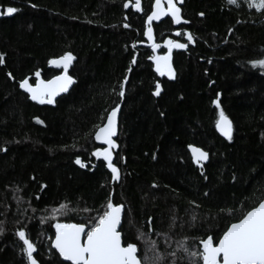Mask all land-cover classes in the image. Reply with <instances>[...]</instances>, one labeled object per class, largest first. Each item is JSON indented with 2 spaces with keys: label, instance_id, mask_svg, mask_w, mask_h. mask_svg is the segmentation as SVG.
I'll use <instances>...</instances> for the list:
<instances>
[{
  "label": "trees",
  "instance_id": "1",
  "mask_svg": "<svg viewBox=\"0 0 264 264\" xmlns=\"http://www.w3.org/2000/svg\"><path fill=\"white\" fill-rule=\"evenodd\" d=\"M153 1L136 11L135 0H0V11L18 9L0 16V264H28L21 229L37 264H67L51 249L53 225L90 226L109 195L124 207L122 243L137 245L142 264L157 255L160 264H192L181 245L195 251L209 235L217 242L264 199V70L251 65L264 59V10L245 0H184L180 24L152 25L158 54L167 40L187 45L172 49L169 79L145 47ZM65 53L74 57L73 87L49 106L32 102L18 83L35 84L37 71L45 81L61 74L49 60ZM119 104L112 182L92 155L101 149L93 135ZM220 111L231 139L216 133ZM188 146L208 153L202 168ZM62 203L74 211L52 219Z\"/></svg>",
  "mask_w": 264,
  "mask_h": 264
},
{
  "label": "snow or ice",
  "instance_id": "2",
  "mask_svg": "<svg viewBox=\"0 0 264 264\" xmlns=\"http://www.w3.org/2000/svg\"><path fill=\"white\" fill-rule=\"evenodd\" d=\"M245 2L249 8H255L257 11L264 10V0H245ZM228 3L238 6L237 0H228ZM161 4L162 0H154L151 14L147 16V28L144 35L150 42L153 40L151 25L153 20H159L164 15H170L172 23L180 24L182 21L181 9L176 6L173 0H167L166 9ZM32 6L35 7V5ZM123 7L129 8V3H124ZM132 7L136 11H141V0H135ZM17 11V8L10 6L0 11V16L12 15ZM124 27L127 28L129 25L125 24ZM185 35L188 42L192 43L193 36L189 33H185ZM165 46L169 50L168 54L150 56L149 59L153 61L156 73L172 79L174 71L171 64V51L174 48L184 49L187 45L174 40H167ZM151 47L152 51L155 52L159 45L152 43ZM73 59L71 53H65L58 59L49 60V64L63 68L61 75L45 81L40 78V72L37 71L34 86L25 78L19 82V87L28 93L31 100L40 104H53L54 97L59 93L66 92L68 86L73 83V78L67 74ZM3 63L4 57L0 54V64ZM133 63H135V58H133ZM251 65L253 68L264 69V59L253 60ZM126 79L127 77H125ZM119 89L118 94L123 97L124 83L119 85ZM160 91L161 86L157 83L153 95H159ZM213 103L216 104L217 108L220 107L217 101H213ZM118 109L119 105L113 107L107 114L106 123L97 126L95 131V139L107 147L97 149L92 153L97 158H103L107 168L111 171L113 181L119 180V169L112 162L113 153L111 151L117 147L112 137L117 133ZM37 122L42 123L39 120ZM216 127L222 135L231 139V122L223 111L219 112ZM189 147L195 163L200 164L201 161L208 158L207 152L197 147ZM75 162L81 167L85 166L79 157L76 158ZM102 207L103 211L98 210L90 226L85 223H55L53 225L55 238L51 241V246L56 249L63 261L71 262V264H142V260L138 257L137 245L134 243L122 244V233L118 230V226L121 224L123 205L113 203L111 195H109L106 204ZM69 211H74V209H69L67 204L62 203L58 210L53 211L51 218L55 219L57 212L67 214ZM229 211L234 212L235 210ZM150 220L151 218H149V224ZM16 235L23 242L22 252L26 256L28 264H37L33 256L36 250L35 246L26 237V232L21 229L17 231ZM140 235H144V233H140ZM181 247L189 257L194 258L192 264H264V199H261L257 206L244 211L236 222L231 223L223 231L218 242H215L214 238L209 235L207 238L200 239L195 251H190L183 245ZM172 255L175 256V253ZM160 261V256H154L152 264H160Z\"/></svg>",
  "mask_w": 264,
  "mask_h": 264
},
{
  "label": "water",
  "instance_id": "3",
  "mask_svg": "<svg viewBox=\"0 0 264 264\" xmlns=\"http://www.w3.org/2000/svg\"><path fill=\"white\" fill-rule=\"evenodd\" d=\"M183 1H184V0H176V6H177V7H180V6L182 5ZM153 3H154V1H153ZM161 6L164 7L165 9L167 8L166 5H165V3L163 2V0H162V4H161ZM151 11H152V7H151ZM150 14H151V12H150ZM150 14H149V15H150ZM167 18H170V19H171L170 15H164V16H162L159 20H153V21L151 22V25H153V24L158 25V24H160L161 22H163V21H164L165 19H167ZM145 27L147 28V19H146ZM152 35H153V32H152ZM145 40L147 41L145 47H147V48L150 47V48H151V51H152L151 44L154 43V35H153V40H152L151 42L148 40V38H147L146 36H145ZM152 52H153V51H152ZM168 52H169V50H168L165 54H168ZM165 54H162V55H165ZM162 55L157 54V49H156L155 52H153V56H162ZM57 59H58V58H57ZM171 60H172V57H171ZM151 63H152V66H153V70L155 71V65H154V63H153L152 60H151ZM71 64H72V63H71ZM71 64L69 65V68H70ZM52 66H53L54 68H57L55 65H52ZM60 68L63 69L62 67H60ZM69 68H68V70H69ZM155 72H156V71H155ZM62 73H63V72H62ZM62 73H61V74H62ZM61 74H59V75H61ZM67 74H68V72H67ZM68 75H69V74H68ZM57 76H58V75H57ZM159 77H162V76L159 75ZM53 78H54V77H53ZM53 78H51V79H53ZM51 79H49V80H51ZM46 81H47V80H46ZM74 83H75V80L73 79V83L70 84V85L68 86V90H67L66 92L59 93L56 97H54V102H55L58 98H60L61 96L66 95V94L70 91V89L73 87ZM34 85H35V84H33V86H34ZM18 87H19V84H18ZM19 90H20L21 92H23L24 94H26V95L28 96V98H29L28 93H26V92H25L24 90H22L20 87H19ZM29 99H30V98H29ZM30 100H31V99H30ZM31 101L34 102V103L40 104V103H38V102H36V101H33V100H31ZM40 105L49 106V105H51V104H47V103H45V104H40ZM120 106H121V104H119V109H118V112H117V133H116L115 136L112 137V139H113L115 142H116V138H117V135H118ZM109 112H110V111H109ZM106 118H107V116H106ZM106 118H105V120H104V123H106ZM218 119H219V118H218ZM229 121H230V120H229ZM230 122H231V121H230ZM102 125H103V124H102ZM215 130H216V133H217L222 139H224V140H228L227 137H225L224 135L221 134V132L217 129L216 126H215ZM231 134H232V124H231ZM93 141H94L95 145H97V146L100 147L101 149L107 147V145H104L101 141H97V140L95 139V133H94V135H93ZM116 145H117V147H116L115 149H112V150H111L112 153H113V159H112V162L114 161V153L118 150V144H117V142H116ZM193 147H195V146H193ZM187 151H188V153H189V155H190V157H191L192 162L196 165V167H198V168H202V166L208 162V158H207L206 160L201 161L200 164L195 163V162L193 161V158H192V152H191L189 146L187 147ZM100 159L103 161V158H102V157H100ZM103 162L105 163V165H106V167H107L106 162H105V161H103ZM107 169H108V168H107ZM108 171H109V173L111 174V171H110L109 169H108ZM112 182H113V180H112ZM123 215H124V207H123V209H122L121 224H122V220H123ZM121 224L118 226V230H120ZM53 228H54V227H53ZM54 238H55V228H54V237H53L52 240H54ZM82 239H83V238H82ZM217 242H218V241H217ZM122 244H123V243H122ZM50 246H51V244H50ZM51 249H52L53 251H55L56 254L59 256V253L56 251L55 248H53V247L51 246ZM59 258H60V260H61L63 263L71 264V262L63 261V259H62L60 256H59Z\"/></svg>",
  "mask_w": 264,
  "mask_h": 264
},
{
  "label": "rangeland",
  "instance_id": "4",
  "mask_svg": "<svg viewBox=\"0 0 264 264\" xmlns=\"http://www.w3.org/2000/svg\"><path fill=\"white\" fill-rule=\"evenodd\" d=\"M165 4L167 5V0H165ZM264 70V69H263ZM53 215V212L51 213V216ZM56 216H57V214H56Z\"/></svg>",
  "mask_w": 264,
  "mask_h": 264
},
{
  "label": "bare ground",
  "instance_id": "5",
  "mask_svg": "<svg viewBox=\"0 0 264 264\" xmlns=\"http://www.w3.org/2000/svg\"><path fill=\"white\" fill-rule=\"evenodd\" d=\"M167 7V6H166ZM158 54V53H157ZM61 69V68H60ZM63 70V69H62ZM19 84V83H18ZM118 133H119V131H118ZM123 221V220H122ZM122 225V224H121ZM121 228V227H120ZM120 231V230H119Z\"/></svg>",
  "mask_w": 264,
  "mask_h": 264
},
{
  "label": "flooded vegetation",
  "instance_id": "6",
  "mask_svg": "<svg viewBox=\"0 0 264 264\" xmlns=\"http://www.w3.org/2000/svg\"><path fill=\"white\" fill-rule=\"evenodd\" d=\"M158 53V52H157ZM160 55V54H159ZM60 69V68H59ZM61 70V72H63V70L62 69H60Z\"/></svg>",
  "mask_w": 264,
  "mask_h": 264
}]
</instances>
